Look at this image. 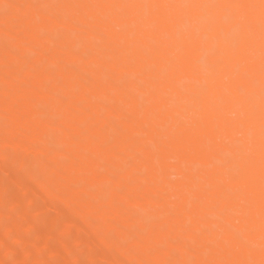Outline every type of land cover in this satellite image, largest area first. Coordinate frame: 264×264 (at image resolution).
<instances>
[{
	"label": "bare ground",
	"instance_id": "6f19581e",
	"mask_svg": "<svg viewBox=\"0 0 264 264\" xmlns=\"http://www.w3.org/2000/svg\"><path fill=\"white\" fill-rule=\"evenodd\" d=\"M262 5L0 0V192L57 207L13 264H264Z\"/></svg>",
	"mask_w": 264,
	"mask_h": 264
},
{
	"label": "rangeland",
	"instance_id": "374dc122",
	"mask_svg": "<svg viewBox=\"0 0 264 264\" xmlns=\"http://www.w3.org/2000/svg\"><path fill=\"white\" fill-rule=\"evenodd\" d=\"M8 171H9V168H8ZM8 171H4L5 173H6V175H5V173L3 172V174L1 175V177L5 180V181H8L9 179H10V176L9 175H11V174H9L8 175V173H10V172H8ZM7 176V177H6ZM8 179V180H7ZM12 187V186H11ZM11 187H8L9 189H11ZM7 189V187L5 188V189H3L0 193L2 194V195H0L1 196V200H3V201H1L0 202V212H1V214H0V228H6V226L9 224V222H8V219H10V221H13V223L14 224H18V225H20L19 227H21L22 225H24L25 224V218H24V213H22L23 211H24V209L25 208H27V209H25V210H29V212H30V215H32L33 217H34V215L36 216V214H37V219H35L34 221L36 222V220H38L37 222H36V224L38 223L39 225H34V227L32 226L30 229H25V227H23V228H21L20 230H19V233H20V235L21 236H23L24 234V236H26L27 237V235H28V237H29V242H31V243H36V244H38V245H42L43 244V242H44V236H45V230H46V228H45V226L43 225V222H42V220H40V218L38 217V214L40 215L41 213H40V211H42V214H44V218H52L53 216L54 217H56L57 216V207H56V204H55V202H54V204L55 205H53L54 206V208H53V206H52V208L51 207H46L44 204L46 203L45 202V198L43 197V199H44V201H41V199H42V197H36L33 201H27L25 204H21V206L19 205H17V206H15V203H14V201L12 200V189L11 190H6ZM6 190V191H5ZM5 191V192H4ZM10 191V192H9ZM6 193V194H5ZM7 193H8V195H7ZM11 194V195H10ZM8 197V198H7ZM7 198V199H6ZM9 199V200H8ZM40 199V201H38ZM11 200H12V202L13 203H11ZM30 202V203H29ZM41 202V203H40ZM44 202V203H43ZM35 203V204H34ZM38 205H37V204ZM15 206H13V205ZM33 204V205H32ZM24 207V208H23ZM42 207H45V209L44 210H40ZM19 209V211H18V209ZM29 208V209H28ZM38 208V209H37ZM51 209V210H50ZM14 210V211H13ZM17 210V211H16ZM38 210V211H37ZM21 212V213H20ZM37 212V213H36ZM32 213V214H31ZM34 214V215H33ZM24 215V216H23ZM14 216V217H13ZM43 216V215H42ZM41 216V217H42ZM52 216V217H51ZM23 218V219H22ZM35 218V217H34ZM33 218V219H34ZM43 218V217H42ZM46 218V219H47ZM17 221V222H16ZM23 221V222H22ZM30 221H27V223H29ZM34 222V223H35ZM31 224V223H30ZM36 227V228H35ZM70 238L69 237H67V239H68V241L69 242H71L72 243V241H75V232H73V233H71L70 235ZM47 239V238H46ZM74 239V240H73ZM48 241V240H47ZM51 241L49 240V243H50ZM15 243H17V242H15ZM13 241H7L3 246H0V264H13V262H12V259H13V257H10V252L11 251H14L15 250V252H13L14 254H17L16 253V251L19 253L20 251H22V249H23V247L21 246V244L20 243H17V244H15ZM46 243V242H45ZM48 243V242H47ZM40 245V246H41ZM44 245V244H43ZM50 245H51V243H50ZM82 245V246H81ZM12 246V247H11ZM49 246V245H48ZM10 247V248H9ZM78 250H79V252L80 253H82V254H86V251L88 250L87 249V246H84L83 244H76V246H75ZM3 248V249H2ZM9 248V249H8ZM11 248H13V249H11ZM49 247H46V249L45 248H41V249H43L44 251L42 252V258H44V259H46L47 261H55V257H54V253L52 252V251H50V249H48ZM2 250V251H1ZM4 250V251H3ZM9 250V251H8ZM6 251V252H5ZM51 252V253H50ZM8 256H7V255ZM53 254V255H52ZM54 258V259H53ZM98 259H99V261H98ZM96 260V261H95ZM53 261V262H54ZM93 261V263H91ZM91 262L89 261H86V258L84 259V257L83 258H81V262L79 263V264H89V263H91V264H94L95 262H97V263H95V264H111L109 261H104V260H101L100 258H95V259H93ZM101 262V263H100ZM25 264H38L36 261H28V262H26Z\"/></svg>",
	"mask_w": 264,
	"mask_h": 264
},
{
	"label": "snow or ice",
	"instance_id": "6c2138e0",
	"mask_svg": "<svg viewBox=\"0 0 264 264\" xmlns=\"http://www.w3.org/2000/svg\"><path fill=\"white\" fill-rule=\"evenodd\" d=\"M262 7H264V5H262Z\"/></svg>",
	"mask_w": 264,
	"mask_h": 264
}]
</instances>
